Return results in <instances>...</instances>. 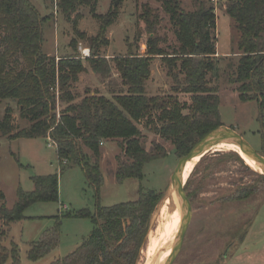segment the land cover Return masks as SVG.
I'll return each mask as SVG.
<instances>
[{
  "label": "trees",
  "instance_id": "1",
  "mask_svg": "<svg viewBox=\"0 0 264 264\" xmlns=\"http://www.w3.org/2000/svg\"><path fill=\"white\" fill-rule=\"evenodd\" d=\"M158 1L175 26L177 46L167 52L160 45L162 39L156 33L160 17L147 3L142 4L140 17L144 25L137 29L134 37L138 42L137 52L129 51L121 57H113L126 90L112 92L111 97L98 92L85 93L76 101L71 85L78 80V74L86 70L81 58L69 55L56 60L43 52L44 18L33 4L29 0H0V103L5 99L16 100L21 117L30 122L28 127L12 132L11 109L6 107L0 117V131L8 138L49 137L56 144L60 163L68 167L79 166L97 195L93 213L80 210L55 215L54 225L29 243L27 258L30 261L40 259L58 245L60 217H87L93 224L90 234L74 251L50 264H136L149 231L151 215L163 193L144 190L140 186L135 199L102 206L99 202V189L103 182L100 145L117 140L127 156L126 160L117 157L115 177L118 181L127 178L141 181L144 164L167 154V149L156 140L152 141L149 149L145 147L143 133L138 126L143 118L153 123L158 135L172 143L179 158L207 133L223 125L217 84L219 55H216L214 34L215 7L200 0L195 9L185 10L181 0ZM218 2L239 30L233 48L237 51H232L239 56L233 65L235 77L231 82L239 83V99L255 101L261 115L264 111V0ZM97 3L98 0H59L64 14L69 15L77 5L86 4L92 16L99 21V30L94 36L89 37L78 29L75 32L87 40L92 50V55L85 60L93 72L105 79L110 76V63L95 50L99 43H107L103 39L104 33L118 12L115 6L105 14L97 13ZM76 43V39L70 42L74 48ZM142 44L145 45L144 52L140 50ZM156 56L165 63L167 75L173 81V93L148 95L146 92L151 60ZM55 88H58V99L65 102L58 117ZM179 92L190 93V103L180 101ZM83 146L90 150V154ZM224 154L252 170L237 152L225 151ZM195 169L196 166L191 174ZM256 175L264 181V174ZM32 180L34 187L31 191L18 188L12 208L6 206L0 189L2 262L9 259V264H21L18 245L10 241L8 249L1 243L7 226L25 218L24 211L31 204L58 200L57 174L35 175ZM253 192L254 187L248 185L231 195L230 199L241 200ZM187 195L191 200L192 192L187 191Z\"/></svg>",
  "mask_w": 264,
  "mask_h": 264
},
{
  "label": "rangeland",
  "instance_id": "2",
  "mask_svg": "<svg viewBox=\"0 0 264 264\" xmlns=\"http://www.w3.org/2000/svg\"><path fill=\"white\" fill-rule=\"evenodd\" d=\"M29 1L44 18L42 51L54 56L56 60L60 57L77 55L86 66V70L79 73L78 80L71 85L76 101L85 93L98 92L111 97L112 92L126 90L113 57H121L129 51L137 52L138 42L134 37L137 29L144 25L140 17L142 4L147 3L160 17L156 26V33L162 39L160 45L167 52H171L177 46L175 26L170 22L169 15L158 0H98L97 13L105 14L115 6L118 12L117 18L104 33L103 39L107 43H99L95 50L110 63V76L103 79L93 72L88 62L81 56L80 47L90 49V46L86 39L80 38L75 32L78 29L89 37L97 34L99 21L92 16L89 6L79 4L75 11L66 15L59 6V0ZM199 1L181 0V6L185 10H193L198 6ZM203 1L215 7L214 34L217 40L216 52L217 50L220 52L217 84L221 122L223 126L233 127L257 152L264 155V147H262L264 111L261 117L255 101H241L237 90L239 83L231 82L235 77L233 65L236 64L239 56L237 52L232 53L237 51L233 48L238 40L239 30L220 2ZM72 39L77 40L75 48L70 44ZM64 49H68V52ZM221 53L229 56L224 58ZM154 58L157 60L152 65V73L146 81L147 94L173 93L171 89L173 81L167 75L165 63L160 56ZM177 95L180 101L190 103V93L179 92ZM64 106V101L56 100L57 117ZM6 107L11 109L12 132L29 126V120L21 117L16 100L1 101L0 117L4 115ZM184 112H187V109ZM147 121L143 118L138 123L143 133L145 147L149 149L152 141L156 140L167 149V154L144 164L141 181L135 178L118 181L115 177L117 157L126 160L127 156L117 140H109L100 145V170L103 182L99 189V202L102 206L135 199L140 186L144 190L152 189L163 193L151 215L149 231L136 264H142L146 259L145 249L154 236L149 253V264L152 262L155 264L162 254L165 243L171 239L168 236L169 229L173 228L174 237L181 221L178 202L176 224L169 225L173 220L170 216L165 215L162 221L159 218V206L168 194L170 177L179 157L176 156L172 143L158 135L153 123ZM83 148L90 154L86 146ZM224 152H208L201 162L200 160L199 163L197 162L196 169L191 176L189 175L190 178H187L186 190L192 192V198L189 199L191 219L181 248L171 264H264V181L256 175L259 172L244 159L252 170L244 168ZM47 174L58 175V200L31 204L24 211L25 218L11 222L7 229L5 228L6 235L1 239L2 245L8 249H10V241L18 245L21 264H50L74 251L93 228L91 220L87 217H60L58 245L36 261L27 258L29 243L37 239L45 229L54 225L55 215L80 210L93 213L96 210L97 195L95 188L86 180L79 166L68 167L60 163L56 144L49 137L8 138L0 131V189L4 193L8 208L14 206L18 188L31 191L34 187L32 177ZM248 185L254 187V192L250 196L241 200L230 199L231 195H235L237 191ZM1 225L2 221H0ZM9 263V259L5 262L0 260V264Z\"/></svg>",
  "mask_w": 264,
  "mask_h": 264
},
{
  "label": "water",
  "instance_id": "3",
  "mask_svg": "<svg viewBox=\"0 0 264 264\" xmlns=\"http://www.w3.org/2000/svg\"><path fill=\"white\" fill-rule=\"evenodd\" d=\"M225 140L234 141L249 158L253 159L259 165L262 170L260 173L264 174V155L257 152L240 133L231 127L221 125L202 137L186 155L179 158L170 177V188L165 197L169 198L172 195L176 196L181 209V221L171 252L166 258L164 264H171L172 260L180 250L185 232L191 219V203L184 190L187 180L183 181V172L186 162L197 155L203 156L211 150L214 145Z\"/></svg>",
  "mask_w": 264,
  "mask_h": 264
},
{
  "label": "bare ground",
  "instance_id": "4",
  "mask_svg": "<svg viewBox=\"0 0 264 264\" xmlns=\"http://www.w3.org/2000/svg\"><path fill=\"white\" fill-rule=\"evenodd\" d=\"M216 151H235L237 152L239 155L242 156V158L246 161L247 164L251 165L255 170H257L259 173L262 171L261 168L259 167V165L251 158H249L241 149L240 147L234 142V141H230V140H225L222 141L220 143H217L216 145H214L211 150H209L208 152H216ZM207 152V153H208ZM206 153V154H207ZM205 155V154H204ZM203 155V156H204ZM200 155L195 156L194 158H192L191 160H188L186 162L185 165V169L183 172V181H186L187 178L189 177V175L191 174L192 170L194 169L195 165L197 164V162L201 159ZM177 199L175 195L168 197H165L160 206H159V218L162 221L164 216L166 215L167 217L170 216L173 220L172 223L169 225L171 226L172 224H176L177 222V214H176V204H177ZM175 206H174V205ZM174 207V208H173ZM155 213V212H154ZM154 215V214H153ZM153 221V220H152ZM170 222V221H169ZM161 223V222H160ZM159 223V224H160ZM158 224V226H159ZM157 226V228H158ZM170 228V227H169ZM157 231V229H156ZM170 234H168V236L171 238L169 241H167L163 247V251L162 254L160 256V258L158 259V261L155 264H164L166 261V258L168 257V255L171 252L172 249V245L175 239V236L173 237V228L169 229ZM177 234V233H176ZM155 237V236H154ZM154 237H152L150 239V242L148 243L145 251H146V259L144 260V262L142 264H149V253L151 251V247H152V243H153V239ZM153 264V262H152Z\"/></svg>",
  "mask_w": 264,
  "mask_h": 264
},
{
  "label": "built area",
  "instance_id": "5",
  "mask_svg": "<svg viewBox=\"0 0 264 264\" xmlns=\"http://www.w3.org/2000/svg\"><path fill=\"white\" fill-rule=\"evenodd\" d=\"M213 2L217 3L218 0H212ZM80 52H81V56L82 57H88L90 56V49L88 47H80ZM55 94H56V100H58V88H56L55 90Z\"/></svg>",
  "mask_w": 264,
  "mask_h": 264
},
{
  "label": "crops",
  "instance_id": "6",
  "mask_svg": "<svg viewBox=\"0 0 264 264\" xmlns=\"http://www.w3.org/2000/svg\"><path fill=\"white\" fill-rule=\"evenodd\" d=\"M126 45V44H125ZM67 48H69V47H67ZM64 50H66V52H68V49H64ZM69 50H70V48H69ZM140 50H141V52H144L145 51V45L144 44H142V46L140 47ZM49 53V52H48ZM219 51L217 50V54L219 55ZM50 54V53H49ZM224 54H226V53H221V55H224ZM156 58H153L152 60H151V65H150V70H151V73H152V65L156 62ZM152 76V75H151Z\"/></svg>",
  "mask_w": 264,
  "mask_h": 264
}]
</instances>
